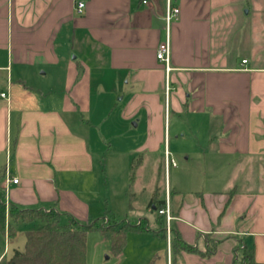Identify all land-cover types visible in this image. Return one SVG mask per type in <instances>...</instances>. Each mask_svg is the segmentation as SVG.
<instances>
[{"label":"crops","instance_id":"obj_1","mask_svg":"<svg viewBox=\"0 0 264 264\" xmlns=\"http://www.w3.org/2000/svg\"><path fill=\"white\" fill-rule=\"evenodd\" d=\"M77 1L0 0L7 84L13 63L65 70L52 87L43 81L39 98L18 103L14 141L0 161L6 209H51L79 221L91 206L108 205L111 182L132 185L148 164L155 188L163 167L172 236L200 251L173 253L167 243V264H236L243 248L264 263V0H171L179 11L168 73L156 58L166 0H82L80 13ZM111 105L118 158L105 153L116 139ZM179 152L184 168L202 165L203 183L177 173ZM154 190L146 206L156 211ZM20 233L0 234V255Z\"/></svg>","mask_w":264,"mask_h":264},{"label":"rangeland","instance_id":"obj_2","mask_svg":"<svg viewBox=\"0 0 264 264\" xmlns=\"http://www.w3.org/2000/svg\"><path fill=\"white\" fill-rule=\"evenodd\" d=\"M239 49V55H244L243 53L246 52V49ZM75 53L77 52H75V50H72L69 51L66 56L69 59L68 62H72V64L76 66V64L80 62L81 58L80 56L73 58L74 55H76ZM261 62H263L262 59H260L259 63ZM12 66V76H9L8 84L6 82V71H0V92L3 91L6 94L5 96L0 95L1 163L5 162L6 160V146L12 144L14 141L15 122H17L15 114L16 109L20 107V104L18 105V103L24 99H33L37 97L39 98V92H37L36 90L40 89L45 82L49 85L50 88L54 85L53 81L59 74L65 76L64 64L62 65V67L55 65L56 70L53 68V66L45 63H43V65L41 66L39 61H36L33 65L30 66H18L14 63L12 64ZM59 69L62 70L60 71ZM41 71H43V73H41ZM20 78L24 80V83L18 80ZM98 89L100 90L101 88ZM32 101L34 100H30L27 105H32ZM21 107L26 108L27 106L21 105ZM50 107H52V105ZM10 111L11 115L9 116L8 114ZM116 113V107L111 105L110 118H112V121L114 123L111 131L112 133H114V137H116V139L114 141H111L109 151L105 153H108L111 157L115 156L116 158H118L115 150L118 145L117 134L120 125H118V118L116 116ZM83 115L85 117V114ZM114 120L117 121V123L114 122ZM172 120L173 118H171V121ZM94 131L98 135V132H100V127L95 126ZM82 132L83 131L80 128L79 134H82ZM169 137L171 138V135ZM170 143L172 145V141ZM106 148L107 147L104 148L105 151ZM123 152L124 150L119 154H123ZM195 153L197 154L198 152ZM100 155H103L102 151L100 152ZM183 156V152H179L174 156L175 164L177 165V173L181 176L183 175V177L188 174L194 176V181H196L194 182V185H197L199 182L201 183L203 179L200 175V171H202V165L197 161H191L188 163L189 167L184 168L187 163L184 162ZM119 159L122 160L121 156L119 157ZM115 175L117 176L116 169ZM149 177V166L148 164H145V167H142V176L139 177L132 185L131 183L123 184V182H119V179H117V181L113 184L111 182L108 205L105 206L106 204H101L97 207L91 206L90 212L89 214H87L88 216L79 219V221H82L84 223H91L93 220H97V223L99 225H108L119 223L122 220H129L131 222H140L142 220L144 222L143 218L140 217L147 218L146 225L148 226V230H128L126 233L125 245L119 254H114L111 252L109 241L104 238L98 230L89 231L86 236V264H167L166 248L167 243H169L171 249V241L173 239L171 232L172 225L170 223V232L168 239L166 236V232L164 237L157 235L154 229L158 226V221H161L162 219L160 220V216L156 213V211L146 206L147 198L148 196H151L153 189H155L154 196L158 198V200H164L165 198L163 167H161L159 180L155 188L153 184H151ZM172 181L173 174L171 172V183ZM183 185L188 186L191 185V183H187V181L185 180V182H183ZM124 188L126 190H124ZM124 192L126 193L125 196ZM128 204L132 205L134 208H129ZM89 216H91L92 218ZM61 217V223H66L68 221L66 215H62ZM23 238L24 237L21 232L15 243H9L7 245L6 249L8 250L6 253V258L11 256L14 248H20L21 250L23 249ZM3 244L4 242H0L1 249H3ZM169 264H172V262L170 263V260Z\"/></svg>","mask_w":264,"mask_h":264},{"label":"trees","instance_id":"obj_3","mask_svg":"<svg viewBox=\"0 0 264 264\" xmlns=\"http://www.w3.org/2000/svg\"><path fill=\"white\" fill-rule=\"evenodd\" d=\"M4 174V167L0 166V234H6L7 240H10L18 232H22L24 245L22 250L14 249L8 258L5 254L1 255L0 264H86V236L89 231L98 230L109 241L111 252L119 254L125 245L128 230H148L145 220L144 222L122 220L108 225H99L97 220L84 223L74 219L61 223L59 213L51 209L14 206L6 209L4 187L1 182ZM163 202L164 200H160V205ZM158 215L162 220L158 221L154 231L164 237V217ZM23 225L27 228L21 231L19 228ZM171 251L200 252L196 246L185 243L179 234L173 236ZM236 264L264 263L254 259L251 248H243Z\"/></svg>","mask_w":264,"mask_h":264},{"label":"built area","instance_id":"obj_4","mask_svg":"<svg viewBox=\"0 0 264 264\" xmlns=\"http://www.w3.org/2000/svg\"><path fill=\"white\" fill-rule=\"evenodd\" d=\"M85 4L84 1L78 0L75 4V9L78 13H80ZM179 11V8L172 4L171 0H166V6H165V11H164V22H165V35L163 39L158 43L157 48H156V58L162 62L163 68L165 70V73H168V71L171 69L170 67V45H169V26L170 22L172 19L177 15ZM242 63L246 61V59L241 60ZM1 96H5L6 94L1 91L0 92ZM5 183L11 181L13 183H17L18 179L16 177H5ZM156 212L158 214L163 215L164 217V222H165V232L167 233V239L169 238V226H170V221L172 219L171 215V210H170V204L169 200L167 197H165L164 202L162 205H159L156 208Z\"/></svg>","mask_w":264,"mask_h":264}]
</instances>
